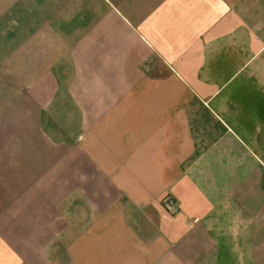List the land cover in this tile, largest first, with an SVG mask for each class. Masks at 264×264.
<instances>
[{"label":"crops","instance_id":"crops-1","mask_svg":"<svg viewBox=\"0 0 264 264\" xmlns=\"http://www.w3.org/2000/svg\"><path fill=\"white\" fill-rule=\"evenodd\" d=\"M263 160L264 0H0V264H264Z\"/></svg>","mask_w":264,"mask_h":264},{"label":"rangeland","instance_id":"rangeland-1","mask_svg":"<svg viewBox=\"0 0 264 264\" xmlns=\"http://www.w3.org/2000/svg\"><path fill=\"white\" fill-rule=\"evenodd\" d=\"M231 163V162H230ZM249 163V162H248ZM250 164L245 165V167L249 170L250 168H252L253 170L256 168H260V170L262 171V177H261V192H260V197H262V202L260 203V206H258L257 208H250V209H246L245 213H246V217H250V218H256L257 221H262L263 222V226H262V236L264 238V160L260 161L257 163V165L249 166ZM232 167V164H231ZM248 202L251 200H247ZM248 205H250V203H247ZM235 244V243H234ZM235 247V246H234ZM232 260V264H233V258H231ZM220 264H222V259H220ZM231 264V263H230Z\"/></svg>","mask_w":264,"mask_h":264},{"label":"built area","instance_id":"built-area-1","mask_svg":"<svg viewBox=\"0 0 264 264\" xmlns=\"http://www.w3.org/2000/svg\"><path fill=\"white\" fill-rule=\"evenodd\" d=\"M162 207L165 213L168 215H174L178 211L176 202L169 197H166L162 200Z\"/></svg>","mask_w":264,"mask_h":264}]
</instances>
